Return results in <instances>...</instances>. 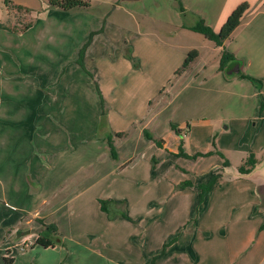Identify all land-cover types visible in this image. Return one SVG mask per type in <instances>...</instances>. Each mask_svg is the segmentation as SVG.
<instances>
[{"label":"crops","instance_id":"1","mask_svg":"<svg viewBox=\"0 0 264 264\" xmlns=\"http://www.w3.org/2000/svg\"><path fill=\"white\" fill-rule=\"evenodd\" d=\"M37 1L43 4L42 11H37L38 13V8L15 0L0 6V23L5 26L0 28V104H3L4 100H10L15 103V110L19 102L22 105L28 102L33 104L34 76L40 73L42 77L46 76L44 81L42 78L40 80L47 82L41 89L55 90L52 95L47 93L43 100L54 105L60 103L64 97L60 96L63 83L68 78L71 82L74 79V74L68 76L65 67L72 64L75 74L85 72L78 63L82 48L92 34H96V38L107 37L106 28L111 24L109 20L104 21L101 18L100 22H104L103 28L91 31L87 40L79 39L81 41L77 47H73L74 54L69 63L60 58H64L68 49L66 38L74 36L65 27L68 21L72 20L71 16L68 12L50 8L49 0ZM181 1L187 14L192 13L198 20L203 19L217 33L240 5L249 4L242 18L243 22L253 14L246 30L237 35L241 23L225 41L224 48L241 61L240 66L230 65L233 66L231 73L236 74L241 70L251 79H242L237 75L229 78L225 72L219 71L220 62L210 68L206 63H202L199 57L194 62L197 65L193 70L189 71L190 66L183 74L177 76V70L188 56L187 51L141 32L123 29L124 42L118 45L120 50H113L114 53L109 50L101 54L94 52L98 45L97 39L93 38L86 50L84 63L87 70L90 69L95 75L102 91L107 105V125L113 129L107 134L114 138L119 160L112 158L105 135L101 136V147L98 150V146L83 147L81 132H4L0 125L1 259L7 251L13 258L11 264H64L65 255L72 258L75 250L83 249L87 252L90 264H151L154 257L161 254L164 245L177 238L166 254L154 264H264V49L260 43V40L264 42V0ZM258 3L260 8L255 9ZM126 5L130 4L119 7L125 8ZM133 5L137 15H147L151 12H143L141 5ZM153 5L150 9L161 23L168 24L170 17H176L173 21L179 23L178 26L182 28L195 26H186L179 21L174 11L175 7L178 8L174 0H156ZM17 6H21L20 11L31 18L24 32L13 30L4 23V19L6 21V16L11 12L10 8ZM56 16L62 18L58 19ZM257 20L259 27L254 28L253 24ZM209 49L215 53L220 49L221 59L222 48ZM13 55L19 58L14 59ZM89 56L93 58L88 60ZM163 57L166 58V65H170L171 76L175 81H187L192 74L210 73V76L204 78L202 85L211 83L209 90L215 88L216 97L206 105L214 111L216 120L207 123V129L210 132L213 125L217 126L218 121L226 124L224 132L218 133V150L224 157L214 160L216 156H210L213 160L211 164L201 166L199 172L194 171L195 167L187 168L190 173H184L180 178L177 177L173 160L180 163L184 158L172 159L167 155L175 156L179 152V146L178 149L170 151L165 140L163 147L154 145L150 140H145L142 147L126 144L136 139V136L140 138L138 140L143 139L146 131L156 133L159 117L172 109L174 115L183 113L181 119L174 123L181 132H187V126L190 127L184 142L185 152L194 154L210 151L202 149L195 145L194 140H190L193 132L196 136L203 132L199 127L193 130V125L200 123L198 120L193 125L185 121L188 120L187 109L194 104L192 98L181 104L176 102L177 95H173L169 102L157 103L156 108L151 106L159 89L151 92L152 96L150 94L139 98L140 92L146 89L152 91L156 86L155 80L147 76L148 71L145 72L144 60L146 69L150 71L158 69V58L162 60ZM87 62H90V65ZM191 81L185 82L181 90ZM16 90L21 94L18 98ZM138 98L141 99L139 115L137 112L131 113L134 110L130 109V105H133L131 100L137 101ZM120 102L123 106L118 109L116 106H119ZM30 111L26 121L34 120L36 112L33 108H30ZM43 112L50 121L54 118L50 117L49 110L43 109ZM122 125L124 126L119 127ZM120 132H127L128 136L117 138L116 134ZM155 136L159 137L158 134ZM126 138L131 139L124 141ZM146 150H151L150 160L157 163L154 171V165L149 166L150 177L145 184L148 185L147 190H154L150 195L155 199H151L147 205L148 210L153 213H139L135 219L129 212L126 213L128 218L111 213L116 215L111 218L101 209L99 200L104 199L99 193L98 196L95 193L96 186L101 181L99 177L107 178L108 175L117 173V168L126 170L137 167ZM161 152H168L163 159L160 157ZM251 153H254L258 163L250 173L242 174L239 169ZM232 154L238 155L234 157ZM83 159L86 161L83 162ZM202 159L204 157L198 161ZM236 159L241 160L239 164L235 163ZM225 160L229 162V166L223 168L222 177L203 205L199 203V194L195 188H177L186 180L198 184L199 181H195L193 175L208 174L219 165L222 166ZM165 164L166 166L162 167ZM234 165L238 173L230 174L227 170ZM85 169L90 171L84 173ZM125 184L129 185L127 182ZM125 184L124 188L127 190ZM140 185L141 183L138 184L137 190L143 192L146 187L139 188L143 186ZM108 199L114 200L113 205L116 206L120 201L126 200L114 199L111 196ZM89 200L97 205L104 215V229H112V224L120 221L122 228L126 230V242L121 245L117 241L105 243L110 250L108 257L102 248H97L103 228H96L94 231L79 229L72 222L74 214L82 212ZM166 223L174 229L167 236H160L158 242L152 244L153 236L149 240L147 234L156 235V229ZM51 224L56 226L54 233L46 230L45 226ZM41 231L48 233L49 239L54 242L52 247H44L43 250L49 253L50 261L40 252L43 246L37 244ZM89 232L90 238L85 236ZM22 247H25V251L20 252Z\"/></svg>","mask_w":264,"mask_h":264},{"label":"rangeland","instance_id":"2","mask_svg":"<svg viewBox=\"0 0 264 264\" xmlns=\"http://www.w3.org/2000/svg\"><path fill=\"white\" fill-rule=\"evenodd\" d=\"M11 0H0V6L5 5V3H10ZM21 4H27L32 6L33 8H38L37 11H42V3L38 2L37 0H15ZM156 0H107V1H100V0H91L90 4L91 6L88 9H77L72 12H68L69 16H71L72 20H69L66 24L67 31L74 35L71 38H66L65 44L67 45V48L64 54V58H60L62 60L69 61L71 57L73 56V47L79 45L80 41H84L88 39V35L91 31H95L98 29L103 28L104 22L100 19L103 18L104 21L109 20V23L106 28L107 37H97L94 36L93 38L97 39V47L95 48L94 52L97 54H101L105 51H112L114 50H120L119 44L124 42L123 36L125 35L123 29H128L134 32H141L146 35H150L154 38H157L159 40H162L165 43H170L171 45H175L179 47L180 50L183 51L185 49L187 51V54L190 52L196 50L199 52V59L202 63H206L210 68L213 67V65H219L220 62V49L215 53L211 49L212 48H218L216 47V44L208 39H206L203 35L192 32L188 29H185L184 27H180V25L177 22L173 21V18L176 17H170V22L168 24L161 23L160 20L157 19V17H154L153 12L150 8H153V2L155 3ZM132 3V4H131ZM133 3L137 5H141L143 12H150L147 13V15H137L135 10H133ZM130 4L129 6H125V8H120V6ZM257 4V7L255 9L260 8ZM11 12L7 17L6 21L4 19V23L7 27L16 30L18 32H24L27 29L28 22L31 21V18L24 12L20 11L19 8L11 7ZM60 12H65L63 10L57 9ZM134 12H133V11ZM174 11L177 14V17L181 23L184 25H196V23L200 20H198L195 16L193 17L192 13H185L182 14L178 8H174ZM255 11V10H253ZM252 11V12H253ZM38 13V12H37ZM62 13V14H63ZM140 14V13H139ZM187 14V15H186ZM251 14V13H250ZM253 15V14H252ZM252 15L246 17L243 22L241 21L242 25L237 33V35L241 32L246 30L247 23L250 21ZM58 19L62 18L61 16H56ZM53 19V18H51ZM67 22V21H66ZM259 21L254 22V28H258L259 25L256 24ZM123 31V32H122ZM177 33V34H174ZM124 34V35H123ZM81 38V40H79ZM86 43V42H85ZM261 47L264 49V42L260 40ZM72 47V48H71ZM25 50H23L24 53ZM264 52V50H262ZM75 52V51H74ZM113 52V53H114ZM12 55V54H11ZM264 55V54H263ZM14 59H18L19 57H15L13 55ZM79 57V56H78ZM92 57V56H91ZM91 57L89 56L88 60H91ZM93 58V57H92ZM165 57L158 58V64L159 67L156 70H148L145 67V60L143 62L145 72L148 74L147 76L155 80L156 86L154 90L146 89L142 92H140L139 98L147 97L152 93L155 92V90L159 89L157 92L156 99L153 100L152 108H156L157 103L161 102H169L170 99L177 95L176 102L185 104L186 99L192 98L193 105L189 106L188 110V120L185 121L187 123H190L193 125V123L200 122L199 124L193 125V130L201 128L203 129L198 136L195 135V132L191 134V142L196 143L195 145L200 146L202 149H209L210 151L206 153H201L204 156V159L198 161L201 157H198L197 159H186L178 160L180 163H177L174 161V166L177 169V177L180 178L181 175L184 173H190L189 169L192 167L194 168V171L199 172L201 166H206L212 163V158L210 156L213 155H206L207 153L214 150L213 143L219 147L220 142V136L218 133L224 132V128L226 127L225 123H222L218 121L217 126L213 125L211 131H208V124L211 122H215L214 120L216 116H214L212 110L207 108L206 103L209 102V100L214 99L216 97V94L214 93L215 88L212 87V90H209V87H211L210 84H206L205 86L202 85L204 78L210 76V73H201L200 75L192 74L193 76L188 77L187 81H191L188 83V86H186L183 90V85L186 80H177L172 79L171 72L172 69L170 65H166ZM71 63V61H69ZM88 65H90V62H87ZM201 63V64H202ZM72 65V64H71ZM68 65L65 67V72L68 73V76H71L72 73L74 74V79L71 82V79H67L63 84L64 87L61 89L60 96H64L60 103H56L55 105L52 104V102L47 103L43 99L47 97V93L49 95H52L55 93L54 89H51V91H43L41 88L45 87V84L47 82H43L46 79L45 77H42L40 73L39 75H35V89L33 94V104H21L20 102L17 105V109L15 110L14 102H11L10 100H4L3 104H0V125H2V129L5 132H81V139L83 142V147L85 146H98V150H100L101 147V136L105 135L107 136L108 132H112V127L105 125V122L103 120L102 116V106L100 103V98L97 94L95 83L90 77L89 74L86 72H83L81 74H75L73 68V65ZM197 65V63H193L191 67L189 68V71L193 70L194 67ZM79 66V65H78ZM90 70V69H89ZM91 71V70H90ZM196 71V70H195ZM194 71V72H195ZM43 79L40 80V79ZM208 81V80H206ZM62 84V85H63ZM122 86V85H121ZM146 92V94H144ZM152 92V93H151ZM16 97L20 96L21 94L17 92L16 90ZM15 96V94H14ZM52 97V96H51ZM137 99V101L131 100L133 105H130V109L134 110L133 114L137 112V115L140 114L141 105L139 103L141 102V99ZM155 98V97H154ZM65 102V104H64ZM119 103V106H116L118 109L120 106H123ZM165 104V103H164ZM14 108V109H13ZM30 108H33L36 112V115H34L33 121H26L28 114L31 112ZM43 109L45 111L49 110L51 116L53 117L50 121V118L47 119ZM29 112H28V111ZM128 112L130 111L129 108H127ZM183 114V113H182ZM182 114L179 112L174 115V112H172V109H169L168 111L164 112L158 120V128L157 132H150L156 139H163L168 142V149L171 151L175 148L178 149V146L182 142L186 141V136L189 134V128H187V132H181V135H178L176 132H174L171 128V124H174L175 121H178V119H181ZM44 119V120H43ZM195 119V120H190ZM170 120L171 122H169ZM208 121V122H206ZM46 123V124H45ZM171 123V124H170ZM32 124V125H31ZM53 125V126H52ZM176 125V124H174ZM119 126V127H123ZM210 128V127H209ZM33 129V130H32ZM133 134V132L131 133ZM159 135V137L155 135ZM138 136H136V139L130 140L131 138H126L124 141L130 140L128 143L126 142L127 146H133L136 145L137 147H142L143 143L147 139L146 135L143 137V139L138 140ZM140 139V138H139ZM37 145H39V142L35 140ZM121 142V141H119ZM154 145H156L153 141H151ZM126 147V146H125ZM168 150V151H169ZM168 152H161L160 157L163 159L164 156H166ZM196 154H199V152H194V154H188L190 156H194ZM91 155V154H88ZM100 155V153H99ZM169 158L174 159L175 156L167 154ZM216 158L214 160H220L221 156L218 154H214ZM235 155V154H232ZM238 155V154H236ZM236 155L234 157H236ZM151 156V150H146L144 153V157L141 158L140 164H138L135 168H127L125 170L120 168H117V173H113L111 175H108V177L100 176L99 184L96 186L95 193H98L101 195V197L104 200H109L108 197H112L114 199H126L123 202H119V205H110V212L114 214H122V213H130L132 217L135 219L137 217V214L147 212V215H151L153 212L152 210H148L149 207L147 206L151 199H155L154 196L151 197V193L154 192V190L149 189L147 190V179L150 177L148 174L149 166L152 164L154 165V169H156L157 163L155 161L150 160ZM218 156V157H217ZM119 157V155H118ZM124 158V156H123ZM179 158V157H177ZM220 158V159H219ZM240 159V157L238 158ZM119 160V158H118ZM117 160V161H118ZM86 160L83 159V162ZM235 163H240L241 160H234ZM224 163V162H223ZM117 164V163H115ZM116 166V165H115ZM166 166L162 165V167ZM189 168V169H187ZM223 165L220 166L213 171H211L208 174H196L193 175V179L195 181L200 182H208L216 173H221L223 171ZM86 170V169H85ZM186 170L187 172L183 171ZM90 170H86L84 173L89 172ZM230 174L233 172L238 173L236 166H231L227 170ZM192 174V173H191ZM85 175V174H83ZM170 176V175H169ZM129 179V180H128ZM174 179V177H173ZM129 183L128 186H126L125 183ZM141 183L139 188H145V190L142 192L138 191V184ZM124 184L127 188L125 190ZM134 185V186H133ZM125 190V191H124ZM167 191V190H166ZM165 191V192H166ZM159 203V201H157ZM204 203V202H203ZM203 203H200V205H203ZM200 208V207H199ZM200 211V209H198ZM113 215V214H111ZM104 215L99 211V207L91 200L87 201L86 208L79 212L78 214H74L72 217L73 224L81 228H87L91 231L94 230H100L103 228V232L98 239L97 248H102L105 255L108 257L110 250L105 246L106 242L109 241H117V243L120 242V245L123 242L127 241V236L125 233V228H122L121 222L116 221L112 224V229H104L106 221H104ZM110 227V226H108ZM131 228V226L129 225ZM97 228V229H96ZM155 228V227H154ZM174 228L171 227L169 224L166 223V225H160L159 228L156 229V235L154 233L147 234L149 235V240L151 239V236H153V243L155 244L158 242L159 237L161 238L167 236V234L170 233ZM153 230V228H152ZM127 233L130 235V232L127 230ZM149 233V232H148ZM42 235L44 237H50L48 233H44V231L39 232V235ZM83 234V233H82ZM81 234V235H82ZM85 234V233H84ZM89 232L88 234H85L86 237L90 238ZM128 239H130V236H128ZM161 240V239H160ZM96 248V249H97ZM29 250V248H27ZM26 249V250H27ZM44 247L40 248V252L43 253L44 256H47L49 258V261L51 259L49 253H46ZM72 250V249H71ZM25 251V247H22L21 251ZM72 258H69L68 256H64V264H90V260L87 257V252L83 249H78L73 252ZM46 254V255H45ZM6 256V257H5ZM4 258L1 259L0 256V264H11L13 258H11L9 252H5Z\"/></svg>","mask_w":264,"mask_h":264},{"label":"trees","instance_id":"3","mask_svg":"<svg viewBox=\"0 0 264 264\" xmlns=\"http://www.w3.org/2000/svg\"><path fill=\"white\" fill-rule=\"evenodd\" d=\"M174 1L177 4L179 11L182 14H185L186 9H185L182 1L181 0H174ZM90 6H91V4H90L89 0H49V7L50 8L60 9V10H63L65 12H69V11L72 12V11H75L77 9H88ZM16 8L22 9L21 6H17ZM248 8H249L248 3H244V4L240 5L229 16L228 20L226 21V23L223 25V27L221 28V30L218 33L215 32L210 26H208L203 19H200L196 23L195 26L188 28L189 30H191L193 32H196V33L203 35L206 39L214 42L218 47L222 48L219 71L225 72L227 77H229V78H231V76L233 77V75H237L239 78H242V79H251L249 76L245 75L241 70L240 71L238 70V72L236 74L231 73L233 70V66L230 67V65L233 64L234 66L235 65L240 66L241 61L237 60L236 57L234 56V54L230 53L226 48H224L225 41L228 40L231 37V35L234 33V31L240 26L242 18L244 16L245 12L248 10ZM4 27L5 26L0 23V28H4ZM95 35L96 34H92L89 41L82 48V50L80 52L78 63L82 67V69L87 74L90 75V77L92 78V80L95 83L96 91H97V94L100 98V103L102 106L103 120L105 122V125H107V121H106L107 105L105 103V100H104L102 91L100 89L98 80L96 79L95 75L91 71L87 70V68L85 67V63H84L86 50L90 46V44L92 43V39ZM198 57H199L198 51L194 50V51L190 52L188 54L187 58L185 59L183 65L177 70L176 75L180 76L181 74H183V72H185L198 59ZM129 58H131L130 54H129ZM263 107L264 106H262V111L264 109ZM171 128L178 135H181V129H179L176 125L171 124ZM187 128H189V127L187 126ZM145 135H146L147 139H149L150 141H153L158 147L164 146V140L163 139H156L149 131H146ZM127 136H128L127 132H120V133L116 134L117 138H124ZM107 142H108V145L110 148L112 158L114 160H118L119 157H118V153H117V148L115 146L114 138L111 134H107ZM213 146H214V150L207 153L206 155L210 156V155L218 154L223 158L224 156L221 152H219L217 145L215 143H213ZM176 156L179 158L197 159L198 157H203L204 155L201 153L196 154L194 156L188 155L184 150V142H182L179 146V152L176 154ZM257 163H258V160H257L256 156L254 155V153H251L250 156L248 157L247 161L245 162V164L239 169L240 173H242V174L250 173L252 171V169L256 166ZM228 166H229V162L227 160H225L223 163V167H228ZM183 171L187 172L186 170H183ZM221 177H222L221 173H216L208 182L198 183V184H194L192 181L186 180V181L180 183L177 186V188H181V189L188 188V187L195 188L199 194V203H203L205 201V199L213 192V190L217 184V181ZM99 203L101 205V209L104 212H106L111 218L116 217V215H111V212H110V205L115 203L114 200H111V199L99 200ZM121 217L128 218V216L125 212L121 214ZM45 227H46L47 232H50V233H54L56 230V226L52 225V224L47 225ZM176 240H177V238H174L169 243L165 244L161 254L154 257L151 264H154L157 259L164 256L166 254L167 249L170 247L171 244L175 243ZM37 244L40 246H43L45 248H48V247H52L54 245V242L51 239H49V237H44L40 234V237L37 240Z\"/></svg>","mask_w":264,"mask_h":264}]
</instances>
